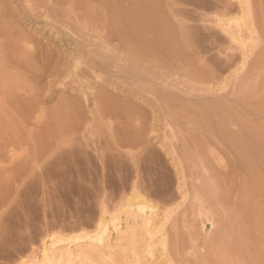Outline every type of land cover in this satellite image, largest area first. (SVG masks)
I'll list each match as a JSON object with an SVG mask.
<instances>
[{"label":"rangeland","instance_id":"obj_1","mask_svg":"<svg viewBox=\"0 0 264 264\" xmlns=\"http://www.w3.org/2000/svg\"><path fill=\"white\" fill-rule=\"evenodd\" d=\"M252 4L260 46L238 71L217 23L237 0H0V264L93 229L134 180L175 208L177 264H264V0ZM141 233L85 264H134ZM156 249L144 263L168 264Z\"/></svg>","mask_w":264,"mask_h":264},{"label":"bare ground","instance_id":"obj_2","mask_svg":"<svg viewBox=\"0 0 264 264\" xmlns=\"http://www.w3.org/2000/svg\"><path fill=\"white\" fill-rule=\"evenodd\" d=\"M237 1H239L241 5V11L233 17H222L220 15V20H218L217 23H221V28L225 35L239 45L242 53V61L237 70L241 71L245 68L247 60L250 58V55L253 54V51L260 46V32L256 23L252 0ZM220 88H222V86ZM175 152L174 149L172 153ZM174 161V164L178 167L177 165L181 162L180 159L174 157ZM135 181L136 180H134L133 183L134 185H131L133 187H130V191L125 194L126 196H124L123 202H119V204H121L118 205V208L114 207V210H109L107 207L103 206L104 208H102L101 215L98 217L97 223L95 222L96 225L93 229H78L71 233H61L59 231L48 233L44 236L42 241V249L40 248L42 253L40 256L37 257V255L34 254L36 257H34V255L33 258L29 256V259L23 257L24 260H21L22 264H85V260L90 259L91 261V255L97 256L98 254L96 252L101 253L104 249V252L109 248L111 250L115 245L117 246L122 240H125L126 237L132 238L133 241L135 239L137 240V238H135L136 233V237L140 238V234L138 236V233H141L142 230L145 231L146 244L142 245L144 248L140 246L142 250H140V248L138 249L137 246H135L136 249L133 248L134 257H131L130 261L134 259V264H146V262L144 263V258H148L149 256L152 257L156 254V247L160 246L161 255L165 253L168 257L167 263L177 264L169 256L168 237L165 230L166 224L175 208L168 206L169 208L167 207L160 212V205L158 202L156 203L142 192L137 187ZM183 185L184 184L180 185L181 189ZM181 191V200H185L187 191H183V189ZM201 213L204 214L203 211ZM205 215L206 218L202 220V227L204 232L209 234L215 228L216 224L210 216H207V213H205ZM139 228L142 229L141 232H138L140 231ZM85 242L86 244H84ZM96 256H93V258ZM110 256L111 255H109L108 258H112V256ZM100 257L101 256H99V258ZM105 257L103 256L102 259ZM77 258L81 259L79 263H76ZM102 259L100 258V260ZM105 259H107V257ZM96 260L95 262L93 261L95 264L97 263ZM100 260L99 262H101ZM113 261L111 264L114 263ZM106 262L109 261L106 260ZM101 263L105 264L103 261ZM117 263L119 264L120 261ZM129 263L130 262H128V264ZM124 264L126 263L124 262Z\"/></svg>","mask_w":264,"mask_h":264}]
</instances>
